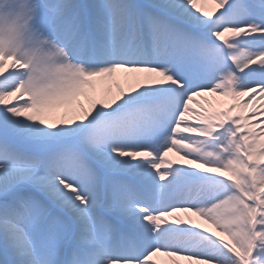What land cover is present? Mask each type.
Returning <instances> with one entry per match:
<instances>
[{
  "label": "snow or ice",
  "instance_id": "obj_1",
  "mask_svg": "<svg viewBox=\"0 0 264 264\" xmlns=\"http://www.w3.org/2000/svg\"><path fill=\"white\" fill-rule=\"evenodd\" d=\"M0 264H264V0H0Z\"/></svg>",
  "mask_w": 264,
  "mask_h": 264
}]
</instances>
